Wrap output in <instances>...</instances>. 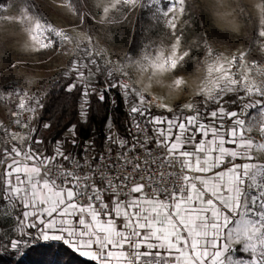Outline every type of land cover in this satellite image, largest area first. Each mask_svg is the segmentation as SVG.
Segmentation results:
<instances>
[{
    "label": "rangeland",
    "instance_id": "374dc122",
    "mask_svg": "<svg viewBox=\"0 0 264 264\" xmlns=\"http://www.w3.org/2000/svg\"><path fill=\"white\" fill-rule=\"evenodd\" d=\"M31 1L0 7V185L18 174L20 165L33 166L23 158L39 162L47 155L37 142L35 120L59 78L84 86L82 112L91 93L115 90L130 110H147L153 130L161 127L150 122L152 116L194 117V124L207 120L214 139L240 149L249 172L256 164L248 157L264 163V0H84L88 22L70 0ZM188 2L202 5L210 30L242 40L229 45L211 33H195ZM73 139L68 133L67 140ZM60 145L67 153L68 145ZM242 189L243 195L244 177ZM260 199L257 194L247 201L252 207H239L250 213L233 217L243 221L239 230L229 229L233 220L227 225L229 246L247 248L256 237L264 243ZM16 228L13 220L0 222V242ZM21 231L39 236L36 229Z\"/></svg>",
    "mask_w": 264,
    "mask_h": 264
},
{
    "label": "snow or ice",
    "instance_id": "6c2138e0",
    "mask_svg": "<svg viewBox=\"0 0 264 264\" xmlns=\"http://www.w3.org/2000/svg\"><path fill=\"white\" fill-rule=\"evenodd\" d=\"M0 3H3V0H0ZM73 87L75 85H70L68 90L71 91ZM82 94L88 95L86 91ZM99 99L103 102L105 94H101ZM131 111L141 117L149 114L147 110L138 107H132ZM80 114L84 117L87 112L84 111ZM215 115L216 113L213 112L212 117L214 118ZM194 119V117H178L176 120L171 117H150L151 123L166 125V127L154 129L160 137L155 140V145L166 150V154L160 158L167 160L170 167L175 168L178 165L179 169L188 170L179 157L181 155L188 157L190 162L193 154L199 157L200 153L196 146L200 144L201 139H204L205 143L211 140L216 148H211L209 145V149L214 155L218 154L219 145L213 139L217 133L207 130L205 127V124L208 123L207 120L204 123L194 124ZM135 127L140 129L139 121ZM75 129V125L68 126V130L74 137ZM181 132L185 133L183 137L180 136ZM197 136L200 137L199 140ZM105 140L111 141L117 149L123 150L117 152L115 161L109 159L113 168L116 163L121 162L119 158L126 152L139 155L140 150H143L149 157L153 155V149L149 146L151 141L147 139L141 141L138 137L133 136L130 143L129 137H119L117 134L115 136L108 135ZM181 140L183 143L177 148L176 144ZM53 143L58 147L53 150L50 156L45 155L44 159L52 162L60 159L71 160V155L64 152L58 140H54ZM71 143L74 148L77 146L75 139ZM90 143L94 142H85V149L81 151V155L85 154ZM141 144H143V148L139 147ZM233 147L236 145L233 144ZM107 151L111 152L112 150ZM103 156L104 154L100 153L94 159L98 163ZM234 159L245 158H234L232 155H228L219 168L224 169L227 165L233 164ZM248 159L256 164V167L251 172L248 171L249 166L244 168V182L247 190L243 195L241 194L240 181L235 176L231 189L226 190L224 185H221V192L231 191L234 200L245 210L252 207L247 202L248 199L255 201L257 194L261 198L259 202L264 204V163L257 162L254 157H248ZM153 161L152 163H154ZM143 163L148 165L149 161L145 160ZM82 166L81 161L77 167L81 168ZM140 166L141 164L138 163L137 170L148 172V182L147 184L141 183L138 189H134V192L138 194L146 187L148 191H155L161 200H166L168 203L166 215L161 216L159 210L152 212L151 216L148 211L140 214V209L134 206L133 200L124 195L117 197L116 193L101 190L100 185L95 183V173L92 184L88 183L85 174H80V179H83L84 182L82 188H78L80 179L76 177V174L57 172L55 175H50L48 183L52 184L55 193H59L61 198L56 199L55 194L50 192V199L47 200L40 199L35 191L21 187L25 177L20 175L17 180L15 178L17 174H13L8 183L0 185V222L13 220L16 222L17 228L15 235L0 242V253L6 250L19 252L22 246L39 238L44 241H62L74 251L79 252L91 264H264V243L260 242V237H256L255 241L249 240L247 248L241 244L232 247L220 233V227L223 225L220 222L213 224L208 221L212 211L211 205L207 209L203 205L207 204L211 196L210 193L204 197L193 195L189 199L187 178H182L180 171L168 173L169 178L175 176L182 180L179 187L171 185L161 189L151 183L152 170L149 167L142 169ZM110 175H116V173L113 171ZM133 179H139V177ZM109 187L106 183L104 184V189ZM65 188L70 189V192L65 194ZM97 191L101 192L100 197L96 195ZM219 195L220 193H217V196ZM78 198L81 202L76 204L75 201ZM121 200L124 201V212H128L131 208L133 216L118 215L116 205L120 204ZM68 205H72L71 210H66ZM244 214L250 215L246 212H237L238 217ZM201 216L204 219H201ZM168 217H171V221ZM129 221L132 222L131 227H128ZM150 222L154 228L150 226ZM141 223L143 227H138L137 225ZM37 225L40 227L38 228ZM242 226L243 221L236 219L229 225V229L239 230ZM24 227L36 229L39 236H33L31 232L24 233L21 231ZM229 229H225V232H228ZM210 230L211 237H209ZM2 240L3 238L0 237V241Z\"/></svg>",
    "mask_w": 264,
    "mask_h": 264
},
{
    "label": "trees",
    "instance_id": "16d2710c",
    "mask_svg": "<svg viewBox=\"0 0 264 264\" xmlns=\"http://www.w3.org/2000/svg\"><path fill=\"white\" fill-rule=\"evenodd\" d=\"M11 1L13 0H3L0 7L6 6ZM70 1L76 11L82 14L88 22L85 1ZM31 2H35V0ZM186 9L193 25L192 30L200 36L211 33L214 40L229 45L237 44L242 40L239 38L233 41L232 36L215 27H211L210 30V21L199 2H188ZM39 12L41 11L39 10ZM135 47L137 46L134 45ZM180 72L186 73L187 71L183 69ZM72 84H74L73 78H59L54 81L44 97L41 112L35 120L37 130L41 132L42 147L47 155L50 156L53 150L58 147L57 144L53 143L54 140H58L65 146L68 145L66 150L73 147L72 143L67 140V134L71 132L68 130L69 125L76 126V135L73 136L76 141L84 142L92 139L96 148L101 150L107 136L106 124L109 115H112L118 133L122 137H128L130 114L121 93L115 90L103 91L102 93L105 94L103 102L99 99L98 93H91L85 108L87 112L85 121H82L80 113L82 112L84 86L77 83L69 91L68 87ZM65 141H68V143H65ZM0 264H91V262L62 241L39 239L26 247L21 254L11 250L0 253Z\"/></svg>",
    "mask_w": 264,
    "mask_h": 264
},
{
    "label": "built area",
    "instance_id": "2783aa9c",
    "mask_svg": "<svg viewBox=\"0 0 264 264\" xmlns=\"http://www.w3.org/2000/svg\"><path fill=\"white\" fill-rule=\"evenodd\" d=\"M104 94V93H99ZM151 100V98H149ZM126 108L130 114L129 118V141L132 142V137L136 136L141 141L147 139L150 140V147L153 149V155L149 157L146 152L140 150L139 155H135L131 152H126L119 159L121 162L115 164V168L112 167V163H110L109 159L115 161L117 158V152L123 151L121 149H117L115 145L111 143V141L104 140V144L101 150H98L94 143H90L86 149L85 154L81 155V151L85 149V142H93L92 139H88L84 142L76 141L77 146L71 149H68L67 153L71 155V160H57L52 162L48 159H42L39 162H34L31 158L25 157L23 158L24 162L33 165L36 167L48 180L50 175H55L57 172L64 173L68 172L69 174H76V177L80 179V174L83 173L88 178V183H93V174L95 173L96 179L95 183L100 185V189L103 191H108L110 193H116L117 197L124 195L126 197H145L151 199L161 200L158 194L155 191H148V188L139 191L138 194L134 192V189H138L141 183L148 182V172L143 170L138 171V163L141 164V168L149 167L152 172V180L151 183L159 188L163 189L166 186L179 185L182 183V180H179L177 177L173 176L169 178V172H179L181 173L182 178H187L186 183L190 184V178L192 173L189 170H184L183 168L179 169L177 165L175 168L170 167L167 160H162L160 157L166 154V151L163 148H158L155 145V140L157 139L154 135L153 129L151 128L149 121L146 117H141L137 114L132 113V111L128 108V103L126 102ZM137 121L140 123V129L135 127ZM16 122V121H15ZM25 123H28V120H25ZM20 125V124H19ZM17 125V127L19 126ZM106 133L108 135H117L122 137L117 129L115 128L112 115H109L107 124H106ZM140 148H143V144L139 145ZM107 150H112L111 152ZM100 153H103L104 156L97 161L94 157H98ZM111 155V156H110ZM110 156V157H109ZM145 160L149 161L148 165H145L143 162ZM154 160V161H153ZM82 161L83 166L78 168L77 165ZM152 161L154 163H152ZM95 164V168L93 169V165ZM115 172L116 175H110V173ZM134 177H139V179H133ZM117 181V182H114ZM53 183H56L53 181ZM109 185L108 189H104V184ZM84 186L83 179H80V183L78 184V188H82ZM57 187L59 185L57 184ZM67 189V188H65ZM96 195L100 197L101 192L97 191ZM79 202V198L77 199ZM166 205H168L166 200H161Z\"/></svg>",
    "mask_w": 264,
    "mask_h": 264
},
{
    "label": "crops",
    "instance_id": "0c3cea01",
    "mask_svg": "<svg viewBox=\"0 0 264 264\" xmlns=\"http://www.w3.org/2000/svg\"><path fill=\"white\" fill-rule=\"evenodd\" d=\"M157 127H166L164 124H156ZM154 132V130H153ZM154 135L157 139V133L154 132ZM185 135L184 132L180 133V136L183 137ZM214 139V138H213ZM216 140V139H215ZM219 148L217 149V155H214L213 152L209 149V145L211 148H216L215 144H212V141L209 140L205 143L204 139H201L200 144L196 146L197 150L200 153L199 157H196L193 154L191 162L188 157L180 156L179 158L183 161L184 165L188 168V170L192 173L190 178V184L188 187V198L190 199L193 195H198L200 197H204L206 194H211L208 199L207 204H204V208L207 209L209 205H211V215L208 217V221L215 224V222H220L223 227H220V233L222 236H225V229L227 225L233 220V217L237 215L239 211L240 205L234 200L233 193L231 191L221 192V185H224L225 189H231L234 180L233 177H237L240 181V189L241 194L243 192L242 184L244 177V168L246 165L243 159L235 160L234 163L227 165L226 168L220 169L219 165L223 163L224 158L228 155H232L234 158L241 157L240 149L238 147L232 149L229 148L224 141H217ZM183 141H178L176 147L179 148L180 144ZM191 151V149H189ZM20 169L18 174L15 176L17 180H19L20 175L25 177L24 181L21 184V187H27L31 191H35L40 199L47 200L50 199L49 193L53 192L55 194L56 199H60V194L55 193L52 184L48 183V180L44 177V175L30 165H20ZM9 179V178H8ZM12 179V178H10ZM39 185V187H37ZM65 194L70 192V189H64ZM217 193H220L217 196ZM128 199L133 200V204L135 207L140 209V214L145 211H148L149 216H151L152 212L159 210L161 216L167 214L168 205H166L163 201L145 197H127ZM218 201V202H216ZM76 204L80 202L78 200L75 201ZM124 201L121 200L120 204L116 205V210L118 215H126L133 216V212L131 208L128 212H124L123 208ZM86 203V207H87ZM51 207V205H49ZM72 205H68L66 210H71ZM204 219L203 216L200 217ZM171 221V217H168ZM71 223V221H69ZM40 227L39 225H37ZM132 226V222L129 221L128 227ZM138 227H143V224H138ZM150 226L154 228V225ZM211 230L209 231V237H211Z\"/></svg>",
    "mask_w": 264,
    "mask_h": 264
}]
</instances>
